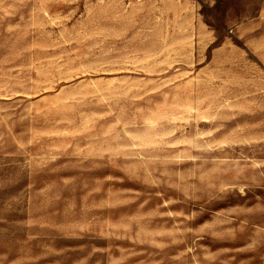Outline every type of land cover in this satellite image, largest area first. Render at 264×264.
Wrapping results in <instances>:
<instances>
[{"label":"rangeland","instance_id":"rangeland-1","mask_svg":"<svg viewBox=\"0 0 264 264\" xmlns=\"http://www.w3.org/2000/svg\"><path fill=\"white\" fill-rule=\"evenodd\" d=\"M0 264H264V0H0Z\"/></svg>","mask_w":264,"mask_h":264}]
</instances>
